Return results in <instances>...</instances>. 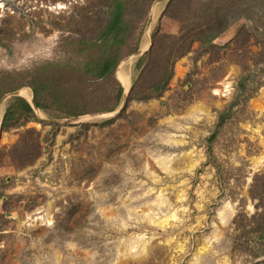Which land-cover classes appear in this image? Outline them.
Returning a JSON list of instances; mask_svg holds the SVG:
<instances>
[{"label": "rangeland", "instance_id": "obj_1", "mask_svg": "<svg viewBox=\"0 0 264 264\" xmlns=\"http://www.w3.org/2000/svg\"><path fill=\"white\" fill-rule=\"evenodd\" d=\"M0 94V264H264V0H0Z\"/></svg>", "mask_w": 264, "mask_h": 264}, {"label": "trees", "instance_id": "obj_2", "mask_svg": "<svg viewBox=\"0 0 264 264\" xmlns=\"http://www.w3.org/2000/svg\"><path fill=\"white\" fill-rule=\"evenodd\" d=\"M121 7H122L121 3H118V2L114 3V9L113 10H112L111 7L109 8V5H107V7H106L108 10L111 9L113 11V18L115 17V19H113V20L110 19L109 20V23H108V25H106V28L115 37L117 36V34H119L121 32V28L117 25V20H116V16L119 15ZM225 28L226 27H225V24L223 22L222 14L218 10H215L214 13H213V19H212L211 23L206 26V31L205 32L203 31V32L200 33L201 35L196 36L195 40H199L202 43H208V41L210 39H213L217 34H219L220 32L224 31ZM116 45H117V41L114 40V45L113 46L116 47ZM148 45H149V42H148ZM148 45H147V47H148ZM117 58H118V55H114V56L110 55V58L105 59L102 64H100L101 61L98 62V65H96L95 67H96V70H99L100 73H101L100 74V78L103 77V74L106 71H108L111 67L115 66V64L117 62ZM170 75L171 74L169 73V75L165 78L164 82L158 83L154 87L155 89L150 92V94L142 96L140 98V100H146V99L153 98L154 96L155 97L159 96V94L163 92L165 86L167 85V82H168V79L170 78ZM159 84H161V85H159ZM33 89H34V94H35V99H34L35 106L37 108H41V105H40V103L38 101L39 92H37L35 87ZM120 94H121V90L119 89L118 94H117L118 98H120ZM53 96H54L55 100L59 101V103H60V99L62 98L61 94H59V92H58L57 96L55 94ZM0 98H1V94H0ZM13 100L15 101V103L10 105V106H8V108L6 109L7 113L10 112V110L13 109L14 107L19 108L23 113H31L32 112V109H31L30 105L25 100H23V99H21L19 97H15ZM231 107H229L226 111H224L222 114L219 115L218 122H217V126L218 127L221 126L225 122V120L229 117L230 112H231ZM76 108H78V107H76L75 105L74 106H70L67 109V111H69V112L66 113L65 116H77L78 115V111L74 110ZM2 125H3V123H2Z\"/></svg>", "mask_w": 264, "mask_h": 264}, {"label": "bare ground", "instance_id": "obj_3", "mask_svg": "<svg viewBox=\"0 0 264 264\" xmlns=\"http://www.w3.org/2000/svg\"><path fill=\"white\" fill-rule=\"evenodd\" d=\"M159 7H160V6H159ZM155 9H156V8H155ZM158 9H159V8H158ZM154 11H155V12H154L153 14L156 13V10H154ZM156 15H157V14H156ZM156 15H155V17H156ZM153 18H154V17H152V21H154ZM152 21H151L150 24L148 25V30H150L151 27H152ZM146 45H147V40L145 41L144 45L142 44V47L145 48ZM142 47H141V48H142ZM127 67H128V66H127ZM126 78H127V77H126ZM126 78H125V76L123 75V80H125ZM127 79H128V78H127ZM125 81H126V80H125ZM127 81H128V80H127ZM130 83H131V81H130ZM127 85H128V84H127ZM127 85H126V87H127ZM124 87H125V86H124ZM24 93H27V92H21V95L24 96ZM27 94H28V93H27ZM28 97H29V95H26V98L29 100L30 98H28Z\"/></svg>", "mask_w": 264, "mask_h": 264}, {"label": "water", "instance_id": "obj_4", "mask_svg": "<svg viewBox=\"0 0 264 264\" xmlns=\"http://www.w3.org/2000/svg\"><path fill=\"white\" fill-rule=\"evenodd\" d=\"M18 94H19V92H15V93H13L12 95L13 96H18ZM124 101V104H125V99L123 100ZM26 102L29 104L30 103V105H32V107H34L35 108V105H34V103L32 102V100L29 102V101H27L26 100ZM49 123H52V122H49ZM54 123V122H53Z\"/></svg>", "mask_w": 264, "mask_h": 264}]
</instances>
